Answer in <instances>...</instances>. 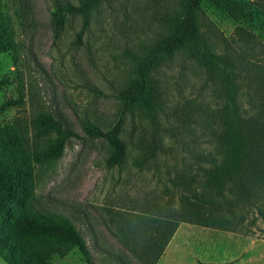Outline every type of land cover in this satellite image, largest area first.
<instances>
[{"label": "rangeland", "instance_id": "1", "mask_svg": "<svg viewBox=\"0 0 264 264\" xmlns=\"http://www.w3.org/2000/svg\"><path fill=\"white\" fill-rule=\"evenodd\" d=\"M54 1L0 0L7 47L0 52V79L8 78L0 87V104L23 95L21 106L0 112V127L17 118L29 125L46 113L73 131L58 160L34 166L35 209L65 216L94 264H141L114 237L115 213L164 215L185 198L194 201V193L207 194L201 184L211 159L219 156L221 128L214 114L224 103L222 85L185 53L166 61L153 75L155 110L151 117L139 108L121 116L123 166L108 168V143L87 137L81 123L103 131L116 123L133 56L162 36L179 0H101L85 27L79 15H67L57 33L51 22ZM197 22L214 53L237 59L238 44L230 40L235 22L207 2L200 5ZM249 31L264 43L257 30ZM255 46L248 65L236 69L240 110L253 117L264 111V97L248 82L256 73L253 65L264 64V49ZM50 263L84 264L75 248L65 257L52 256ZM0 264L6 263L0 259ZM156 264H264V219L251 210L234 231L180 223Z\"/></svg>", "mask_w": 264, "mask_h": 264}, {"label": "trees", "instance_id": "2", "mask_svg": "<svg viewBox=\"0 0 264 264\" xmlns=\"http://www.w3.org/2000/svg\"><path fill=\"white\" fill-rule=\"evenodd\" d=\"M100 1L80 0L72 5L55 0L51 8L55 32L62 29L67 15H79L85 27ZM250 1L264 9V0ZM203 2L235 22L230 40L239 47L236 60L214 53L201 34L197 13ZM250 27L264 40V12L251 9L243 0H179L162 36L141 55L133 56L130 78L119 94L121 110L116 123L105 131L81 123L87 137L108 143L106 166L121 169L125 157L119 137L121 116L139 108L151 117L158 103L153 75L166 61L185 53L216 75L222 85L224 103L214 114L221 128L217 134L219 156L211 159L201 184L202 192L207 194L201 197L194 193L192 202L183 198L177 210L164 215L146 211L115 213L114 237L141 264L158 262L180 223L234 231L242 228L251 210L264 219V111L259 116H244L238 102L236 69L248 65L246 59L255 45L264 49ZM5 40L0 14L1 53L7 51ZM253 66L256 73L248 77V82L264 97V64ZM7 83V77L0 79V87ZM22 104L23 95L19 94L17 99L1 103L0 112ZM72 137L73 131L46 113L29 125L17 118L0 127V259L6 264H51L52 256L65 257L73 248L84 264H94L83 238L65 216L34 207V166L58 160L65 142Z\"/></svg>", "mask_w": 264, "mask_h": 264}, {"label": "crops", "instance_id": "3", "mask_svg": "<svg viewBox=\"0 0 264 264\" xmlns=\"http://www.w3.org/2000/svg\"><path fill=\"white\" fill-rule=\"evenodd\" d=\"M176 233V232H175ZM175 233H174V235H175ZM174 235H173V237H174ZM173 237L171 238V240L169 241V243L167 244V246H166V248H165V250H164V252H163V254L165 253V251H166V249L168 248V246L170 245V243H171V241H172V239H173ZM163 254L161 255V256H163ZM161 258V257H160ZM159 261V260H158Z\"/></svg>", "mask_w": 264, "mask_h": 264}]
</instances>
